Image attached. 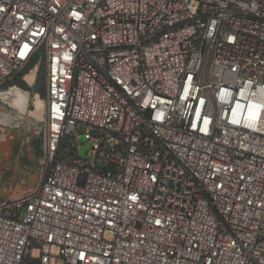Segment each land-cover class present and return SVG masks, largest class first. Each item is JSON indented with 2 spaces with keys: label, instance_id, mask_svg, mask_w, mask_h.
<instances>
[{
  "label": "built area",
  "instance_id": "built-area-1",
  "mask_svg": "<svg viewBox=\"0 0 264 264\" xmlns=\"http://www.w3.org/2000/svg\"><path fill=\"white\" fill-rule=\"evenodd\" d=\"M38 57L0 264H264V0H0V84Z\"/></svg>",
  "mask_w": 264,
  "mask_h": 264
},
{
  "label": "rangeland",
  "instance_id": "rangeland-1",
  "mask_svg": "<svg viewBox=\"0 0 264 264\" xmlns=\"http://www.w3.org/2000/svg\"><path fill=\"white\" fill-rule=\"evenodd\" d=\"M44 93V60L39 57L0 84V200H21L38 188L46 161ZM37 101L44 114L36 117Z\"/></svg>",
  "mask_w": 264,
  "mask_h": 264
},
{
  "label": "water",
  "instance_id": "water-1",
  "mask_svg": "<svg viewBox=\"0 0 264 264\" xmlns=\"http://www.w3.org/2000/svg\"><path fill=\"white\" fill-rule=\"evenodd\" d=\"M41 113H43V112L40 111L39 113H35L34 116H36V115H41ZM43 114H44V113H43ZM36 117H37V116H36ZM79 141L83 144V146H82V148H81V150H80V152H79V155H80L81 158H85V153H86L87 150H88V145L86 144V139H85V137L81 136V137L79 138Z\"/></svg>",
  "mask_w": 264,
  "mask_h": 264
},
{
  "label": "crops",
  "instance_id": "crops-1",
  "mask_svg": "<svg viewBox=\"0 0 264 264\" xmlns=\"http://www.w3.org/2000/svg\"><path fill=\"white\" fill-rule=\"evenodd\" d=\"M14 92H16V93H19V94H22V92L21 91H19V90H14ZM38 103H37V105H36V111H35V113H39L41 110H40V102L39 101H37ZM45 148H46V144H45Z\"/></svg>",
  "mask_w": 264,
  "mask_h": 264
},
{
  "label": "trees",
  "instance_id": "trees-1",
  "mask_svg": "<svg viewBox=\"0 0 264 264\" xmlns=\"http://www.w3.org/2000/svg\"><path fill=\"white\" fill-rule=\"evenodd\" d=\"M43 98L46 99V94L45 93L43 94Z\"/></svg>",
  "mask_w": 264,
  "mask_h": 264
},
{
  "label": "flooded vegetation",
  "instance_id": "flooded-vegetation-1",
  "mask_svg": "<svg viewBox=\"0 0 264 264\" xmlns=\"http://www.w3.org/2000/svg\"><path fill=\"white\" fill-rule=\"evenodd\" d=\"M46 100V99H45Z\"/></svg>",
  "mask_w": 264,
  "mask_h": 264
}]
</instances>
